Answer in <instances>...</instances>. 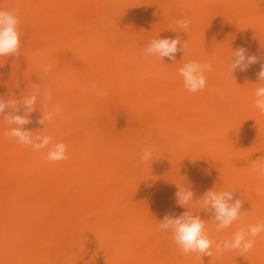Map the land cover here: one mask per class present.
<instances>
[{
  "label": "bare ground",
  "instance_id": "obj_1",
  "mask_svg": "<svg viewBox=\"0 0 264 264\" xmlns=\"http://www.w3.org/2000/svg\"><path fill=\"white\" fill-rule=\"evenodd\" d=\"M0 9L17 12L21 33L20 55L0 57V97L47 85L62 116L44 127L38 102L25 128L63 141L69 157L50 163L46 150L19 145L0 116V264H264L261 238L246 254L185 255L158 229L165 215L189 210L213 240L264 220L255 192L264 179L253 170L264 159V113L254 104L264 86V0H0ZM180 18L191 20L188 33L177 32ZM176 36L187 46L174 60L145 59L151 39ZM240 47L258 62L231 77ZM189 60L212 64L197 93L178 73ZM92 83L107 97L82 91ZM144 146L151 164L140 159ZM185 187L193 209L176 202ZM211 189L242 201L241 218L221 232L201 207Z\"/></svg>",
  "mask_w": 264,
  "mask_h": 264
},
{
  "label": "clouds",
  "instance_id": "obj_2",
  "mask_svg": "<svg viewBox=\"0 0 264 264\" xmlns=\"http://www.w3.org/2000/svg\"><path fill=\"white\" fill-rule=\"evenodd\" d=\"M176 28L179 31L190 30L191 20L180 18L175 20ZM19 16L15 10L8 11L0 9V57L19 56L21 50V33L19 30ZM180 46V47H178ZM186 43L182 42L179 36L175 38H153L144 49V57H156L163 61V58L174 60L178 51H184ZM257 57L248 55L247 49L240 47L236 49L229 58L228 75L236 70L247 71V69L257 63ZM46 74L51 71L49 65H41ZM212 70V64L208 61L189 60L178 69L179 75L183 78V86L189 93H197L207 86L206 73ZM140 74L144 75L143 69ZM165 77L167 73L162 74ZM259 81H264V67L258 73ZM30 89L28 95L17 97L14 94L7 99L0 97V116L4 117L5 123L9 126L4 135L14 139L22 146L30 147L34 152L45 151V158L50 163H60L68 160L67 145L63 141H54L53 137L41 134L37 131L26 130L25 126L31 121L29 114L37 109L38 102L45 109L38 123L44 127L47 123L55 121L63 114V109L58 104L52 102L51 89L40 82L33 81L28 84ZM83 92H93L98 97H107L108 93L103 89H98L94 83L82 89ZM255 107L264 113V86L255 90ZM39 109V108H38ZM7 110V114H5ZM40 110V109H39ZM21 111L23 114H20ZM43 127V128H44ZM142 163H150L156 159L154 150L149 146H144L140 157ZM253 170L257 177L264 179V159L256 160L253 163ZM258 197H264V185H259L255 189ZM194 192L185 187L183 191L176 193V202L180 206L193 209L191 205L195 202ZM214 216L215 230L221 232L233 225L241 218L242 201L234 197L233 190L207 191L203 196V206ZM158 229L162 232L170 233L174 243L179 250L187 255L198 253L213 257L222 256L226 252H239L246 254L251 252L256 245L257 238L264 239V220L248 225L247 228H237L230 237L220 240L210 238L205 221L200 215H194L191 210L183 212L179 216L165 215L159 222Z\"/></svg>",
  "mask_w": 264,
  "mask_h": 264
},
{
  "label": "rangeland",
  "instance_id": "obj_3",
  "mask_svg": "<svg viewBox=\"0 0 264 264\" xmlns=\"http://www.w3.org/2000/svg\"><path fill=\"white\" fill-rule=\"evenodd\" d=\"M166 2H170V0H165ZM157 135H159V133H156ZM75 235L77 236V237H80L81 236V234H80V232H78V231H76L75 232Z\"/></svg>",
  "mask_w": 264,
  "mask_h": 264
}]
</instances>
